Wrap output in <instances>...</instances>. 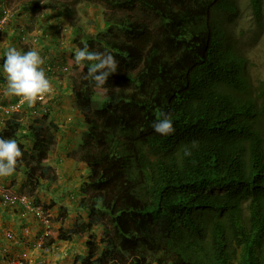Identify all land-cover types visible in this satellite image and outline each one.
Returning a JSON list of instances; mask_svg holds the SVG:
<instances>
[{"label": "trees", "instance_id": "16d2710c", "mask_svg": "<svg viewBox=\"0 0 264 264\" xmlns=\"http://www.w3.org/2000/svg\"><path fill=\"white\" fill-rule=\"evenodd\" d=\"M96 1L102 25L94 33L71 14L72 51L60 77L85 124L66 157L86 169L74 195L88 221L47 233L40 249L82 239L98 225L104 237L86 240L80 264H264V81L252 88L235 48L234 1ZM56 3L21 0L7 30L18 31L19 14H27L26 34L47 13L59 22L60 13L50 10ZM249 6L260 26L261 0ZM85 44L119 62L103 88L85 79L90 62L75 63V50ZM6 50L0 49V70ZM38 109L42 116H31ZM1 113L0 137L20 145L16 171L34 196L29 205L39 206L38 189L55 179L48 157L60 132L58 115L42 101ZM161 113L171 116L174 134L154 132Z\"/></svg>", "mask_w": 264, "mask_h": 264}, {"label": "rangeland", "instance_id": "374dc122", "mask_svg": "<svg viewBox=\"0 0 264 264\" xmlns=\"http://www.w3.org/2000/svg\"><path fill=\"white\" fill-rule=\"evenodd\" d=\"M233 1L238 11L232 27L233 36L236 38L235 48L246 61L245 72L255 90L258 89L259 83L264 81V0H261L260 26H257L254 21L249 0ZM20 2L21 0H3L1 4V8H3L1 11L4 12V15L0 18V31L6 30L8 34L6 38L0 37V49L6 50L8 47H15L22 52H24V48L38 49L45 60L49 61L48 67L54 69H52L53 73H47V76L51 80L54 92L46 96L42 102L48 103L52 115L54 112L58 115L56 119L60 126V132L56 133V144L52 147L48 157V164L53 171V173L49 172V175H55V179L43 182L42 188L38 189L36 196L38 204H40L39 207L44 211L43 216L47 219V225L44 227L28 214V217H24L21 212L23 208L20 205H0V234H2V236L0 235V264H11L12 260H20L22 264H80V260L77 258L87 254L86 240L93 239L98 243L104 237L98 225H94L92 230H86L82 239L73 242H59L53 250H46L45 253L42 252L39 245L44 242L43 238L45 237L43 236H47L45 234L54 232L60 226L65 230H71L75 225H83L88 221L87 213L77 209V196L74 195L75 190L78 191L77 188L82 182L81 176L86 173V169L66 157L80 143L85 126L82 125V116L75 110L73 99L66 93L68 84L60 77L65 75L64 59L72 51L70 41L75 28L69 23L71 14L73 18H77L76 25L86 32L94 33L95 27L102 25L100 6L96 0L94 3H79L76 5V9L69 13L67 9L75 5V0H56V5L52 6L50 10L60 13V21L58 22L55 14L51 20H47L48 13L46 11L47 17L42 16L40 19L43 25H40L41 27L34 25V31L32 29L33 32L26 34L23 33L26 25L23 17H26L27 14L17 15L15 23L17 22L19 25L18 31L7 30L13 22V19L9 22L8 19L20 12ZM44 21L45 23L50 22L49 27ZM55 26H57L55 29H58L57 31L53 30ZM13 27L14 25H12ZM0 54L2 53L0 52ZM43 67L46 70L44 65ZM54 73L58 75L53 76ZM0 76L3 78V84H0V120H2L4 115L1 112L6 114L10 111H17L20 103L19 98L4 95L6 77L3 68L0 70ZM13 100L15 103H12ZM94 106L96 107V105ZM38 110L31 113V116L41 117L43 113L40 112V109ZM52 117L50 116L48 120ZM30 123L26 121L27 126ZM33 129L38 131L40 127L36 126ZM22 183H24V178L21 171H16L10 177L0 178V187L16 196H24L27 202L35 201V199L33 200L34 196L29 195V192L21 185ZM24 222H26L25 227L28 230L21 227L22 235L19 226ZM24 229L25 231H23ZM6 234H10V236L13 234V237H8ZM22 238L27 244H24ZM15 242L19 243V248L15 247ZM19 251H22V255L18 253Z\"/></svg>", "mask_w": 264, "mask_h": 264}, {"label": "clouds", "instance_id": "9594fccd", "mask_svg": "<svg viewBox=\"0 0 264 264\" xmlns=\"http://www.w3.org/2000/svg\"><path fill=\"white\" fill-rule=\"evenodd\" d=\"M79 3L85 2L75 0V5H73L75 9ZM4 55L2 67L6 77L5 96L17 97L20 105L27 104L29 107H33L38 101H43L46 96L54 92L51 80L43 67L45 58L38 49L22 52L15 47H8ZM74 59L75 63L81 67L84 66L85 61L90 62L85 79L90 78L96 88H103L109 76L116 73L119 66V62L111 53L91 51L87 44L83 48L75 50ZM160 115L161 118L152 124L154 132L164 136L174 134L175 128L171 116L164 113ZM82 123L85 126L83 121ZM23 154L16 139L0 137V178L10 177L16 172L18 162L22 160ZM22 208V215L26 214L24 206ZM41 210L43 211L42 208ZM45 212L47 213V211ZM27 214L46 227L47 223L42 222L43 220L36 218L32 213Z\"/></svg>", "mask_w": 264, "mask_h": 264}, {"label": "built area", "instance_id": "2783aa9c", "mask_svg": "<svg viewBox=\"0 0 264 264\" xmlns=\"http://www.w3.org/2000/svg\"><path fill=\"white\" fill-rule=\"evenodd\" d=\"M18 106V105H17ZM20 205L24 206L25 213H32L36 218H39L43 220L42 222L47 223V219L43 216V211L40 207L37 206H31L26 201V198L20 195H14L8 192L5 188L0 187V205L2 206H12V205ZM8 237L10 234H6ZM11 237V236H10ZM11 264H22V262L19 261H13Z\"/></svg>", "mask_w": 264, "mask_h": 264}, {"label": "crops", "instance_id": "0c3cea01", "mask_svg": "<svg viewBox=\"0 0 264 264\" xmlns=\"http://www.w3.org/2000/svg\"><path fill=\"white\" fill-rule=\"evenodd\" d=\"M82 121H83V120H82ZM82 125H83V123H82ZM20 229H21V226H19V230H20ZM25 229L28 230L26 227H25ZM25 229H24L23 231H25ZM20 233H23V232L20 230ZM0 235L2 236V234H0ZM22 235H23V234H22ZM1 240H2V239H1ZM21 240L24 242V244H27V242H26L23 238H22ZM15 243H16V244H14L15 247L18 246V248H19V243H17V242H15ZM18 253H20V254L22 255V251H19ZM20 254H19V255H20Z\"/></svg>", "mask_w": 264, "mask_h": 264}]
</instances>
